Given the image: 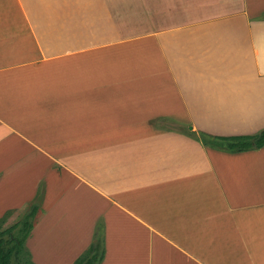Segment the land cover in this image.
I'll return each instance as SVG.
<instances>
[{
	"label": "crops",
	"instance_id": "1",
	"mask_svg": "<svg viewBox=\"0 0 264 264\" xmlns=\"http://www.w3.org/2000/svg\"><path fill=\"white\" fill-rule=\"evenodd\" d=\"M262 129L264 0H0V218L38 201L30 264L100 237L99 264H264V146L189 134Z\"/></svg>",
	"mask_w": 264,
	"mask_h": 264
},
{
	"label": "trees",
	"instance_id": "2",
	"mask_svg": "<svg viewBox=\"0 0 264 264\" xmlns=\"http://www.w3.org/2000/svg\"><path fill=\"white\" fill-rule=\"evenodd\" d=\"M191 136L201 141L204 145L223 150L229 153H239L258 149L264 146V129L255 134L218 136L204 132H189ZM38 201L26 209L23 216L10 227L0 230V264H22L21 253L23 242L33 227V220L38 210ZM5 216L0 218V222ZM104 255L103 238L96 239L81 255L71 264H99Z\"/></svg>",
	"mask_w": 264,
	"mask_h": 264
},
{
	"label": "rangeland",
	"instance_id": "3",
	"mask_svg": "<svg viewBox=\"0 0 264 264\" xmlns=\"http://www.w3.org/2000/svg\"><path fill=\"white\" fill-rule=\"evenodd\" d=\"M178 128L181 129L182 127L179 126ZM188 128H190V127H187V129ZM221 151H223V150H221ZM223 152H226V151H223ZM20 216H22V212L20 213V211H16V212L11 213L10 215H8L3 220V223H0V229L10 227L11 225L16 223L20 219ZM21 257H22V260H23L22 264H30L28 262L27 252L25 251L24 247H23V251L21 253Z\"/></svg>",
	"mask_w": 264,
	"mask_h": 264
}]
</instances>
